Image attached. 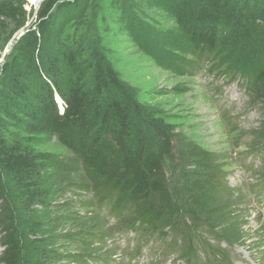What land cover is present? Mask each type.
I'll list each match as a JSON object with an SVG mask.
<instances>
[{
  "label": "trees",
  "instance_id": "trees-1",
  "mask_svg": "<svg viewBox=\"0 0 264 264\" xmlns=\"http://www.w3.org/2000/svg\"><path fill=\"white\" fill-rule=\"evenodd\" d=\"M67 1L75 0L41 2L38 29L28 28L20 36L15 46L20 57L8 59L0 74V261L28 264L9 180L26 207L35 201L44 203L40 197L45 189H52L56 222L77 226L63 237L83 252L104 235L86 225L87 216L74 212L73 198L57 202L66 190L73 196L91 193L109 207L112 218L123 220L125 231L138 229L141 236L172 232L179 257L187 264H226V255L206 244L204 236L235 241L237 221L221 155L189 141L174 124L139 104L98 48L85 65L76 49L46 51L42 29ZM253 1L260 0H172L175 19L189 42L185 50L193 56L176 61L181 65L174 67L191 74L207 65L213 76L242 79L249 103L260 109L263 125L251 132V144L261 151L264 9L255 10ZM21 14H25L21 5L0 0L4 19ZM233 57L239 62L229 65ZM251 58L255 66L248 71L242 64ZM32 79L38 82L36 90L30 85ZM38 133L53 136L70 156L34 152L29 142ZM49 253L58 256L50 249L39 250L31 264H47ZM74 258L83 264L89 261L81 253Z\"/></svg>",
  "mask_w": 264,
  "mask_h": 264
},
{
  "label": "rangeland",
  "instance_id": "rangeland-1",
  "mask_svg": "<svg viewBox=\"0 0 264 264\" xmlns=\"http://www.w3.org/2000/svg\"><path fill=\"white\" fill-rule=\"evenodd\" d=\"M12 1L13 5H21L25 14L12 19L0 16V74L8 59L20 57L19 48L15 47L20 36L28 28L38 29L36 17L43 0ZM171 1H67L42 29V44L46 51L78 50L83 65L93 59V51L98 48L118 77L130 86L139 104L174 124L189 141L220 154L224 164L221 170L231 191L230 208L237 221L235 241L218 242L213 234H203L206 244L223 252L228 259L226 264H264V150L251 144V132L263 125L260 109L249 103L242 79L213 76L207 65L191 74L174 67L176 61L193 60V56L185 50L189 42L175 19ZM252 5L257 11L264 9L262 0L253 1ZM23 21V26L17 28ZM235 59L229 65L239 62ZM178 62L176 66L181 65ZM245 62L242 65L253 70V59ZM30 85L36 90L38 82L32 79ZM12 129L8 126V130ZM29 146L34 152L57 158L70 156L53 136L44 133L35 134ZM6 184L25 236L23 253L28 264L36 251L44 249L58 254L53 257L49 253L47 264H83L74 258L79 253L88 258L87 264H187L179 257L172 232L141 236L138 229L125 231L123 220L112 218L106 210L109 207L99 204L91 193L73 196L66 190L57 202L73 198L74 212L87 216L86 225L104 235L83 252L63 237L77 226L56 222L52 189L48 187L40 197L44 203L35 201L26 207L21 192L9 180ZM35 226L37 229L33 230ZM2 249L0 239V256ZM198 255L202 258V250Z\"/></svg>",
  "mask_w": 264,
  "mask_h": 264
}]
</instances>
